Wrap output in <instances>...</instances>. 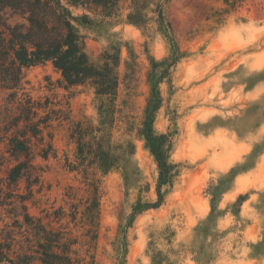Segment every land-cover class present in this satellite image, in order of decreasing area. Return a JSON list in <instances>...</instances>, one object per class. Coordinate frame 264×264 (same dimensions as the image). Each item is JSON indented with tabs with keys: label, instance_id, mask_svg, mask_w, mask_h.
I'll use <instances>...</instances> for the list:
<instances>
[{
	"label": "rangeland",
	"instance_id": "obj_1",
	"mask_svg": "<svg viewBox=\"0 0 264 264\" xmlns=\"http://www.w3.org/2000/svg\"><path fill=\"white\" fill-rule=\"evenodd\" d=\"M130 5L131 0H120L110 17L95 6L69 8L74 16L92 20L75 27L88 60L102 66L118 58L117 94L106 110L114 119L113 144L125 149L130 143L133 151L109 172L85 164L84 175L82 167L70 171L65 165L66 158L75 162L72 124H97L93 90L65 89L50 63L22 70L24 91L34 99L49 98L68 117L52 125L56 157L37 159L44 170L43 190L35 194V206L29 203L30 212L71 233L78 254L93 257L96 264H153L157 252L163 264H264V0L165 4L170 37L185 57L173 69L171 90L160 85L164 104L154 129L172 135L170 160L179 175L158 208L135 216L121 254L120 228L132 207L139 199L156 201L157 167L138 131L148 93V57L159 61L170 51L154 23L138 29L125 21ZM15 24L27 22L0 8V28ZM91 181L99 216L97 238L89 248L80 216L72 221L70 214L73 205L82 210ZM60 209L64 216L57 221L53 213ZM5 223L10 220L0 209V228Z\"/></svg>",
	"mask_w": 264,
	"mask_h": 264
},
{
	"label": "trees",
	"instance_id": "obj_2",
	"mask_svg": "<svg viewBox=\"0 0 264 264\" xmlns=\"http://www.w3.org/2000/svg\"><path fill=\"white\" fill-rule=\"evenodd\" d=\"M119 1L0 0V8L10 10L12 16L27 22V25L0 28V172H5L0 177V209L10 220L0 228V264H96L93 257L78 254L75 250L78 240L71 233L44 223L43 218L29 210V203L36 205L35 194L43 190L41 174L44 170L37 159L46 162L56 157L52 125L59 120H68V117L61 109L54 108L49 98L34 99L24 91L22 70L50 63L60 73L65 89L89 86L93 90L97 124L81 121L72 124L69 139L75 144V162L66 158L65 165L70 171L82 167L84 175H87L85 164L109 172L122 156L131 155L133 151L130 143L125 149L113 144L114 119L106 110L117 94L119 81L115 69L118 58L104 62L102 66L88 60L75 27L91 24L92 20L86 15L74 16L69 8L95 6L101 8L104 17H110L118 10ZM168 1L131 0L125 17L129 25L138 29L154 23L156 32L168 40L170 51L159 61L148 57V93L138 131L157 167L156 201L142 203L139 199L132 207L126 224L120 228L121 254L125 251L127 229L135 216L158 208L179 175L178 166L170 160L172 135L158 134L154 129L156 115L164 104L160 85L166 83L171 90L173 69L185 57L170 37L163 12ZM224 2L229 5L239 0ZM86 186L88 194L82 201V210L79 212V206L73 205L70 217L74 221L80 216L86 227L85 245L90 248L97 238L99 203L95 183L91 181ZM59 213H53L57 221L64 216L61 209ZM46 217L50 218L49 215ZM163 261L159 252L152 258L153 264H163Z\"/></svg>",
	"mask_w": 264,
	"mask_h": 264
}]
</instances>
